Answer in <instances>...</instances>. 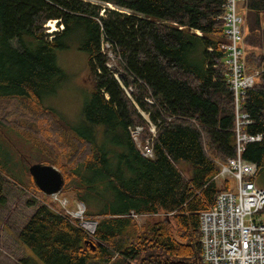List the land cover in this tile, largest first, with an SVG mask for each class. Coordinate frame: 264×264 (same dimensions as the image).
I'll return each instance as SVG.
<instances>
[{"label":"trees","instance_id":"16d2710c","mask_svg":"<svg viewBox=\"0 0 264 264\" xmlns=\"http://www.w3.org/2000/svg\"><path fill=\"white\" fill-rule=\"evenodd\" d=\"M90 1L118 10L99 15V6L82 0H0V98L25 102L32 112L41 107L53 113L42 97L53 94L60 81L55 53L72 26L83 35L80 47L87 53L93 85L83 108V123L92 130L70 133L83 148L69 159L74 165L42 160L58 168L74 199L86 206V217L97 221L93 246L87 242L90 236L37 198L27 203L34 213L18 228L16 240L43 264H205L199 214L220 192L234 187L230 179L221 187L214 181L218 163L235 156L233 94L222 48L228 43L223 1ZM244 6L245 42L262 50L249 52L244 61L259 68L264 64V0H246ZM48 21L63 26L52 40L44 30ZM104 43L119 58L120 70L107 67ZM127 88L134 89L130 98ZM138 109L155 126L153 159L143 157L129 135V128L142 126L140 142L151 137ZM242 111L253 121L244 131L263 136L242 152L258 175L264 169V73L247 90ZM110 139L119 146L115 156L107 149ZM94 171L97 187L86 179ZM26 175L31 179L28 168ZM8 178L0 168L1 206L7 203ZM130 213L167 216L139 228ZM19 264L33 262L27 254Z\"/></svg>","mask_w":264,"mask_h":264},{"label":"rangeland","instance_id":"374dc122","mask_svg":"<svg viewBox=\"0 0 264 264\" xmlns=\"http://www.w3.org/2000/svg\"><path fill=\"white\" fill-rule=\"evenodd\" d=\"M82 1L99 6V15H102L101 13H103L104 9H116L109 4L104 5L90 0ZM245 2L246 0L239 5V13H243L244 17L246 13L244 6ZM50 22L53 23V21H48L44 25V30L45 32L48 30V33L52 34L55 31L50 32L51 28L47 27L50 25ZM54 27L57 31L56 23H54ZM52 36L53 34L49 36L51 40L54 37ZM51 40L48 39V41ZM83 41V35L79 27L72 26L68 34L60 41L62 48L56 50L55 60L57 66L62 70V75L58 77L60 81L54 89L53 94L42 97L43 106L51 109L53 113L47 111L43 112V108L41 107L35 108L36 110L32 112L26 108L28 104L25 102H20L14 98H0V168L9 176V180L7 179L4 186L7 195V203L5 206L0 205V264H19L22 259L27 257V254L33 264H43L33 253L29 251L25 252L21 244L16 240L18 228L21 227L22 223L30 214L34 213V207L29 208L30 206L27 204L34 198H37L36 202L38 204L43 200L45 203L51 205L65 217L75 221L74 225L79 228V220L73 216L78 208V201L74 199L70 188H68V182L64 184L61 193L58 194L56 198L44 196L33 187L32 180L28 179L26 175V169L31 164L42 163V160L45 159H53L62 164H72L69 159L73 158L76 151L83 150V148L81 145L74 142L70 134L71 130L74 134H78L80 130L90 132L92 130V127L83 123V108L85 104L88 103L93 91L92 80L87 64V53L80 47ZM246 43L244 34L241 62L243 63L244 74L249 76L262 70L264 64L258 68L245 63V55L249 52L262 53L261 49H251ZM13 44L15 45V43ZM106 45L107 44L104 43L103 47L104 51L107 53L108 64L111 65L113 69L120 70L118 65L120 64L119 58ZM132 90L134 89H125L126 95L129 98L131 97L130 94ZM148 93L150 96V92ZM146 98L151 100V104L146 101ZM146 98H144V101L148 105H153L152 98ZM138 111L141 117L148 122L147 129L148 133H151V137L144 143L140 142L139 136L142 132V126L129 128V135L135 143L139 153L143 156V153L146 155L152 153L151 143L154 137L153 132L155 126L149 122L147 114L139 109ZM106 144L111 154L114 152V156L116 153L120 152L119 146L114 144L111 139L107 141ZM79 156L80 153L78 152L76 156L77 163L79 161ZM145 158L153 159L154 156L152 158ZM116 165L117 158L113 157L111 166L115 168ZM97 176V171L90 172L86 179L97 187ZM254 179L256 184L260 183L261 186H258L264 187V169H262L258 175L256 173ZM30 182L32 187L30 186ZM215 182L218 187H221L219 180ZM59 201L66 202L67 205L62 207ZM99 206L104 208L106 207V203L103 204V202H100ZM100 207H95V209L99 210ZM165 216L167 215H158V217L152 218L139 217L135 221L138 227L141 228L145 223H151L157 219L163 220ZM16 222L20 225H17ZM89 238L90 240L88 239L89 241L87 242L93 246L91 242L92 237ZM89 264L106 263L90 262Z\"/></svg>","mask_w":264,"mask_h":264},{"label":"built area","instance_id":"2783aa9c","mask_svg":"<svg viewBox=\"0 0 264 264\" xmlns=\"http://www.w3.org/2000/svg\"><path fill=\"white\" fill-rule=\"evenodd\" d=\"M222 1L223 32L228 40L227 45L222 47L226 55V82L233 94L236 115L235 156L225 163H218L220 171L214 180L221 183L225 179H231L234 181V189L220 192L214 204L199 214L201 260L205 264H264V189L255 185L256 165L242 158L247 144L260 142L263 138L262 135H252L244 131L253 122L249 114L242 111V104L247 90L252 88L255 78L264 73V68L253 75L244 74L241 62L244 32L239 13V5L244 0ZM59 28L62 29V26H58L57 31ZM46 33L51 36L48 30ZM105 44L110 48L108 43ZM102 51L106 53L103 45ZM107 67L113 69L108 63ZM114 76L118 80L117 75ZM146 101L151 103L150 100ZM152 153H143V156L152 158ZM51 197L56 198L57 195ZM59 203L62 207L67 205L66 202ZM77 207L73 216L79 220V228L88 236H93L97 221L85 217L82 203L78 202ZM129 216L135 220L142 217L135 213H130Z\"/></svg>","mask_w":264,"mask_h":264},{"label":"water","instance_id":"95a60500","mask_svg":"<svg viewBox=\"0 0 264 264\" xmlns=\"http://www.w3.org/2000/svg\"><path fill=\"white\" fill-rule=\"evenodd\" d=\"M28 173L34 186L45 196H52L62 191L64 177L54 166L34 163L28 167Z\"/></svg>","mask_w":264,"mask_h":264},{"label":"crops","instance_id":"0c3cea01","mask_svg":"<svg viewBox=\"0 0 264 264\" xmlns=\"http://www.w3.org/2000/svg\"><path fill=\"white\" fill-rule=\"evenodd\" d=\"M245 12H246V9H245ZM240 15H241V17H242V20H243V24H244V21L246 20V15H247V13H245V17L243 16V13L241 14V12H240ZM243 24H242V27H243ZM235 133V132H234ZM234 145H235V140H234ZM44 164V163H43ZM183 169H185L186 171H187V168L185 167V165H182L181 166ZM187 173V172H186ZM188 175V174H187ZM32 180V179H31ZM231 180V179H230ZM254 182H255V184H256V181H255V179H254ZM232 183H233V186H234V181L232 180ZM258 185H260V183H257L256 184V186L257 187H259V188H261V189H264V187H260V186H258ZM233 189H234V187H233ZM39 191V190H38ZM40 192V191H39ZM42 193V192H41ZM43 194V193H42ZM44 195V194H43ZM45 196V195H44Z\"/></svg>","mask_w":264,"mask_h":264},{"label":"bare ground","instance_id":"6f19581e","mask_svg":"<svg viewBox=\"0 0 264 264\" xmlns=\"http://www.w3.org/2000/svg\"><path fill=\"white\" fill-rule=\"evenodd\" d=\"M49 25V24H48ZM53 25V26H52ZM47 27H50L51 28V30H50V32H54V31H56V29H55V27H54V23H52V22H50V25L49 26H47ZM112 72V71H111ZM234 113H235V111H234ZM250 117V116H249ZM251 119V118H250ZM252 120V119H251ZM253 122V121H252ZM235 124H236V115H235Z\"/></svg>","mask_w":264,"mask_h":264}]
</instances>
